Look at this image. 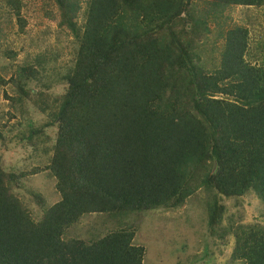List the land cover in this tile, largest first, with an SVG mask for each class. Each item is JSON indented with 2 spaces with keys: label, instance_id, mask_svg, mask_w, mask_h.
Returning a JSON list of instances; mask_svg holds the SVG:
<instances>
[{
  "label": "trees",
  "instance_id": "16d2710c",
  "mask_svg": "<svg viewBox=\"0 0 264 264\" xmlns=\"http://www.w3.org/2000/svg\"><path fill=\"white\" fill-rule=\"evenodd\" d=\"M47 1L76 43L56 78L61 93L42 83V56L7 80L0 73V85L15 88L12 104L46 115L42 128L54 127L42 169L59 197L48 203L23 188L41 169L0 166V264H143L136 217L181 208L197 193L216 245L232 238L231 262L264 264V225L222 224L229 199L253 193L264 207V42L254 53L248 29L229 27L224 14L264 0ZM23 8V0H0V24L14 17L23 30ZM219 40L218 60L206 67L202 54ZM36 132L35 146L49 144ZM92 215L119 224L87 240L65 238Z\"/></svg>",
  "mask_w": 264,
  "mask_h": 264
},
{
  "label": "rangeland",
  "instance_id": "374dc122",
  "mask_svg": "<svg viewBox=\"0 0 264 264\" xmlns=\"http://www.w3.org/2000/svg\"><path fill=\"white\" fill-rule=\"evenodd\" d=\"M23 2V30L14 17L10 24L3 21L0 24V49L9 48L16 53L14 58H8L0 52V73L7 80L16 74L20 66L30 63L37 65L35 59L42 56L45 60L38 67L40 79L42 83L52 81L50 94H60L64 84L57 82L56 78L72 64L76 43L71 34L58 26L59 18L50 2ZM224 14L229 16V27L238 25L248 29L249 46L257 53V44L263 46L261 43L264 42V7H229ZM210 28L215 32L213 24H210ZM220 43V40L217 41L213 50L211 46L205 48L202 58L206 67L216 64ZM16 95L11 84L0 85V133L5 136V141L0 142V166L10 172L24 171L29 174L36 168L41 169L23 179L22 186L25 190L43 194L48 203H53L59 197L54 188L55 181L42 168L48 162L50 153L46 150L53 144L55 129L53 126L42 128L47 121L46 115L38 113L30 103L12 104L7 99V96L16 99ZM38 129L51 138L49 144L34 145L35 140L41 137V133L36 132ZM32 131L34 134H31ZM20 192L29 208L36 211V205L27 191ZM203 196V193H197L184 206L175 210L145 212L136 217L138 230L133 243L145 248L143 264H239L232 263L229 258L231 236L228 235L225 241L216 245L215 238L209 233ZM225 204L226 212L222 222L225 227L233 223L264 225V207L253 193H248L238 203L229 199ZM238 213L242 215L241 219L237 218ZM84 219L70 228L65 238L87 240L119 224L118 220L99 215L86 216ZM130 220L131 216L128 218Z\"/></svg>",
  "mask_w": 264,
  "mask_h": 264
},
{
  "label": "water",
  "instance_id": "95a60500",
  "mask_svg": "<svg viewBox=\"0 0 264 264\" xmlns=\"http://www.w3.org/2000/svg\"><path fill=\"white\" fill-rule=\"evenodd\" d=\"M215 164V163H214ZM215 166V165H214Z\"/></svg>",
  "mask_w": 264,
  "mask_h": 264
}]
</instances>
